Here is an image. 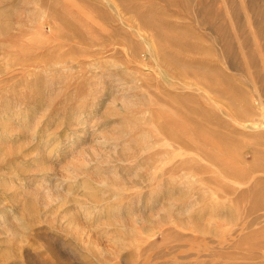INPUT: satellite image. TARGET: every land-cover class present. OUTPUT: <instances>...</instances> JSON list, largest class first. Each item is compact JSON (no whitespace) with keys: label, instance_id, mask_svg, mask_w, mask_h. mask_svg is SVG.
<instances>
[{"label":"rangeland","instance_id":"374dc122","mask_svg":"<svg viewBox=\"0 0 264 264\" xmlns=\"http://www.w3.org/2000/svg\"><path fill=\"white\" fill-rule=\"evenodd\" d=\"M264 0H0V264H264Z\"/></svg>","mask_w":264,"mask_h":264},{"label":"bare ground","instance_id":"6f19581e","mask_svg":"<svg viewBox=\"0 0 264 264\" xmlns=\"http://www.w3.org/2000/svg\"><path fill=\"white\" fill-rule=\"evenodd\" d=\"M109 1V0H108ZM262 15H264V11L262 12ZM263 195H264V191H263Z\"/></svg>","mask_w":264,"mask_h":264}]
</instances>
